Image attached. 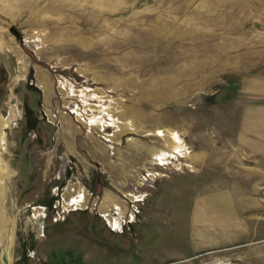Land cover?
Masks as SVG:
<instances>
[{
    "label": "rangeland",
    "instance_id": "374dc122",
    "mask_svg": "<svg viewBox=\"0 0 264 264\" xmlns=\"http://www.w3.org/2000/svg\"><path fill=\"white\" fill-rule=\"evenodd\" d=\"M3 119L0 264H264V0H0Z\"/></svg>",
    "mask_w": 264,
    "mask_h": 264
},
{
    "label": "bare ground",
    "instance_id": "6f19581e",
    "mask_svg": "<svg viewBox=\"0 0 264 264\" xmlns=\"http://www.w3.org/2000/svg\"><path fill=\"white\" fill-rule=\"evenodd\" d=\"M102 122H103V124L105 123V121H102ZM8 123H9V120H6V119L5 120L4 119L1 120V122H0V144L2 146L6 142L5 128L8 125ZM164 141H165V146H167L168 148H172L176 153H179V151H181L185 147L183 145V143H182L181 137L179 136V134L177 132L171 133L170 134V137L169 138L166 137ZM175 156L176 155H174L173 157H175ZM169 157H170V155L168 153L160 152L157 155V158L156 159L159 160V161H161V163H164L165 164V163H167L166 162V159L169 158ZM171 157H172V155H171ZM1 162H4L2 158H1ZM6 176H7V170L5 168L4 169L2 168L1 173H0V196H1L0 197V200L1 201H2V194L4 193V187H3L4 184L3 183L5 181V177ZM111 199H114V198H111L110 196L109 197L107 196L104 203H106L107 201H111ZM113 202H116V201H113ZM71 205L73 207L82 206L83 205V199H82V197H80V199H75L74 201H72ZM103 206H105V205H103ZM3 209L4 208H2V202H0V237H1L2 228L4 227V225L8 221V218L6 216V213L4 212ZM115 209H118L119 210L120 207L115 206ZM102 210L105 211V208L104 209L102 208ZM205 211H206V209H204V207H197V209L195 211V215H194L195 221H197L201 217V215L205 213ZM110 223H111V225H113L117 229L118 228H121V226L118 223H112V221H110ZM11 243L9 245V249L8 250H11Z\"/></svg>",
    "mask_w": 264,
    "mask_h": 264
},
{
    "label": "crops",
    "instance_id": "0c3cea01",
    "mask_svg": "<svg viewBox=\"0 0 264 264\" xmlns=\"http://www.w3.org/2000/svg\"><path fill=\"white\" fill-rule=\"evenodd\" d=\"M249 133L251 134V133H254L256 136H258V137H264V136H262V135H260V134H262L261 132H259V133H257V132H255V131H249V132H247L246 133V135H249ZM264 135V134H263ZM10 264H12V260H10Z\"/></svg>",
    "mask_w": 264,
    "mask_h": 264
}]
</instances>
